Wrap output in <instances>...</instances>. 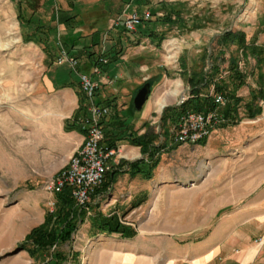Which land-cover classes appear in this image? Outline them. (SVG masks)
Listing matches in <instances>:
<instances>
[{"label": "crops", "instance_id": "0c3cea01", "mask_svg": "<svg viewBox=\"0 0 264 264\" xmlns=\"http://www.w3.org/2000/svg\"><path fill=\"white\" fill-rule=\"evenodd\" d=\"M161 1L174 3L170 0H46L44 8L39 9L32 17L33 23H39L41 26L38 34L42 38H47L49 43L53 44L57 32H61L66 49L78 60L77 72L87 74L98 84L95 102L98 105H105L103 102L109 101L107 104L109 115L103 119V126L114 121L110 118V113L116 111L124 121L125 127L127 125L134 131L139 129L138 134L143 133L144 128L140 129V126L133 128V125L126 121V111L132 115L131 99L134 98L131 94L140 87V84H137L138 75L135 69L137 65L131 55L127 57L129 66L126 65V47H131L138 41L150 42V39L146 36L144 28H139L129 35L122 26L113 27V23L123 14L141 13L146 10L151 12ZM16 3L18 6V0ZM57 13L59 20H56ZM54 24L57 25L56 32L49 31V26ZM19 26L22 39L34 31V25ZM102 26L109 30L107 37L110 36L113 42L110 47L105 46L97 50L92 45L98 41V35L101 36ZM89 38L95 40L90 42ZM27 43L40 47L43 54L42 62L47 70L32 88L37 98L33 99L34 103L28 109L27 125L24 129L26 140L19 142V146L26 150L10 156L25 155L27 165L33 170L32 177L46 178L48 181L66 165L82 144L84 134L79 124L81 118L88 115L87 101L84 99L86 110H79L83 94L76 72L67 67L62 73H52L51 68L56 64L46 56L43 46ZM90 52H94L95 55L89 57ZM103 53L109 57L108 63L95 65V59ZM95 66L99 67V74H93ZM160 73L161 70L152 74L148 80L157 84L163 82L166 71L164 74ZM185 90L187 92L184 95L188 97L190 89L187 83ZM144 107L145 105L142 112L146 110ZM78 112L79 115L75 118ZM66 122L74 123L77 128L65 130ZM219 130L214 129L212 132L216 133ZM209 140L210 137L204 143L194 145H178L172 139L159 144L155 142V147L161 145L165 151H160V155L156 154L155 158L158 157L159 160L150 180H145L140 175H131L130 172H126L127 168L113 176H107L105 182L108 183V187L90 196V212L88 216L86 214L81 224L82 237L90 229L93 231L91 221L98 214L116 217L120 223L126 225V212L157 215L168 205L173 211L192 212L196 202L194 196L196 189L191 183L196 178L200 180L203 178V164H199L197 174L193 175L189 166L190 158L187 156L184 157L187 160L186 166L177 167L176 170L172 166L171 172H168L163 164L161 165L160 158L161 155L170 153L202 154L201 149L207 147ZM118 144L116 159L132 163L143 158L144 162L148 163L147 157L141 154L139 147L126 142ZM174 145H177L175 149L166 152ZM211 154L213 151L209 148L204 153L207 157ZM112 160L110 159L109 163L114 166ZM213 202L216 203L215 200L207 198L201 204L206 206L209 212ZM214 210L218 212L220 209L215 205ZM230 211L216 221L213 220L216 215L212 217L208 214L202 219L201 224H195L193 215L190 218L186 216V219L184 216L177 217L171 223H164L159 226L160 229L149 233L141 230L143 228L141 224L156 225V220L146 219L140 222L137 220L134 223L140 230L132 237L120 234L94 236L93 233L91 256L97 260L106 257L105 264H264V208L256 205L253 209L237 208ZM130 225L134 227L133 224ZM259 239H262V243L257 242Z\"/></svg>", "mask_w": 264, "mask_h": 264}, {"label": "rangeland", "instance_id": "374dc122", "mask_svg": "<svg viewBox=\"0 0 264 264\" xmlns=\"http://www.w3.org/2000/svg\"><path fill=\"white\" fill-rule=\"evenodd\" d=\"M170 1L182 4L183 20L178 26H156L155 30L159 35L165 33L160 46L157 48L152 42L138 41L137 44L126 47V65L129 62L127 57L131 55L137 65V84L140 86L152 74L160 70L164 74L166 71L163 82L154 83L151 88L150 100L144 107L146 110L135 112L131 99L132 115L126 111L127 123L133 125V128H144L143 133L157 135L158 144L164 141V128L160 124L163 110L178 104L187 92L182 63H185L189 72L207 70L210 63L208 56L212 52L217 54L216 39L225 31H243L248 42L255 40L257 45H264V33L257 32L258 19L264 15V0ZM141 27L146 31L144 24L136 30ZM20 30L16 0H0V264H43V256L32 258L27 250L21 248V244L25 242L26 235L45 220L50 195L42 190V186L47 179L32 177L33 170L27 165L25 155L11 157L10 154L16 155L26 150L19 146V142L26 140L24 129L28 109L34 103L33 99L37 98L32 88L42 78L47 67L42 62L40 47L23 41ZM108 33L106 27H100L101 36L98 35V41L94 45L97 50L110 47L113 41L110 36L107 37ZM94 40L95 38L90 42ZM235 50L234 46L229 47L224 58L227 60L231 54L235 55ZM227 65V61L221 64L223 77L227 75ZM67 67L66 64L54 65L52 73H62ZM239 68L247 78L246 86L240 88L237 95L247 102L250 92L257 89L258 82H261L264 89V64L259 69L255 61L249 58L247 63L241 62ZM136 93L137 91L131 94L132 98ZM163 99L166 100V107L160 109L159 103ZM259 105L262 113L255 119L243 118L236 127L212 132L209 144L201 149L202 154L161 155L160 163L168 172H171L172 166L175 170L186 166L187 160L184 157L187 156L190 158L189 166L193 175L197 174L199 164H203V178H196L191 183L196 189L194 210L189 213L173 211L168 205L157 215L126 212V225L121 224L133 232L132 236L140 230L134 223L137 220H156V225L141 224V230L149 233L181 216L186 219V216L190 218L193 215L195 224H201L208 214L212 217L216 215L213 219L216 221L237 208L253 209L256 205L264 208V102H259ZM239 116L243 117L242 109ZM208 148L213 151L210 157L204 155ZM13 161L15 162L11 163ZM207 198L216 201L212 203L213 208L209 212L201 204ZM215 205L220 209L218 212L214 210ZM89 212L86 210L82 215L71 241L59 248L68 255L67 262L63 264L106 263V257L97 260L91 256V236L94 231L90 229L83 234L84 237L81 235L82 221Z\"/></svg>", "mask_w": 264, "mask_h": 264}, {"label": "trees", "instance_id": "16d2710c", "mask_svg": "<svg viewBox=\"0 0 264 264\" xmlns=\"http://www.w3.org/2000/svg\"><path fill=\"white\" fill-rule=\"evenodd\" d=\"M45 2L46 0H18V22L21 26L24 25L26 27L34 25V31L26 34L23 40L25 42L42 45L46 56L54 62L58 54L55 41L51 44L47 38H42L38 34L41 26H39V23L36 24L32 21V17L37 11L44 8ZM181 7L182 4L180 3H169L167 1H161L157 4V7L150 12L151 19L144 23L146 36L150 39V42L159 47L165 37V33L158 34L155 30L156 26L173 27L182 22ZM56 12H58V9ZM56 17V20H59L58 13ZM257 26V32L264 33V15L258 19ZM56 27V24L50 25L48 30L56 32ZM62 44L66 49L63 40ZM215 45L218 48V52L216 55L213 52L209 54L208 58L210 63L207 70L189 72L185 63H182L185 81L190 89L189 95L183 103L177 106L167 107L163 110L160 117V124L164 128V140H170L172 138L171 128L176 126L179 118L187 113H216L218 122L214 129L235 127L243 118L253 120L261 115L262 108L259 102H264V89L261 82H258L256 90L250 92V99L247 102H244V99L237 95V91L246 86L247 78L246 74L239 68V64L241 62L247 63L248 59L252 58L257 68L260 69L264 64V45H257L255 40L248 42L246 40V34L243 31H225L217 37ZM231 46L236 48V54H231L226 60L224 53ZM66 51L70 54V51L67 49ZM88 55L91 57L95 53L90 52ZM102 58L106 59V64L108 63L109 57L103 53L97 56L95 65H102L99 61ZM225 61L228 64L226 70L227 75L223 77L220 67ZM259 77L262 78L261 75ZM145 83H150L151 88L154 85L150 80H147ZM216 95L222 96L224 99L223 105L215 102ZM84 99L85 97L83 95L81 99L82 106L79 110H86ZM103 103L105 106H108L109 101H104ZM241 109L243 110V117L239 116ZM78 115L79 112L76 113L75 118ZM86 118L87 115H84L81 120ZM110 118L114 121L108 123L106 126H103L104 121H101L103 147L108 150H117L119 142H126V144L131 146L139 147L141 154L147 157L146 160L148 163L144 162L143 158L132 163L120 160L117 165L112 166L106 173L105 180L107 176H113L115 173L124 171L126 168V172H130L131 175H140L145 180H150L152 178V172L156 168L159 160L158 157L155 158L156 154L160 155V151H165L164 147H160L161 145L159 147H155L154 145L158 136L152 135L150 132L138 135V131L129 129L127 125L125 127L124 121L121 120L116 111L110 113ZM76 128L74 123L69 122H66L64 126L65 130H73ZM204 142L205 140H202L198 143L202 144ZM176 147L177 145H174L167 149L166 152H170ZM105 180L93 194L108 187V183ZM86 210H89V203L84 207L76 205L71 195V189L65 186L60 193L54 195L53 210H48L45 214L44 222L40 226L33 228L26 235L25 242L21 244V248L27 250L32 258H42L43 256V264H63L67 262L68 255L61 252L59 248L71 241L72 235L77 230L82 220L81 217L86 213ZM92 230L94 231V235L120 234L124 237H132L133 235V232L128 231L119 222L118 218L112 216L105 217L100 214L94 216L92 219ZM44 254L46 255L45 257Z\"/></svg>", "mask_w": 264, "mask_h": 264}, {"label": "built area", "instance_id": "2783aa9c", "mask_svg": "<svg viewBox=\"0 0 264 264\" xmlns=\"http://www.w3.org/2000/svg\"><path fill=\"white\" fill-rule=\"evenodd\" d=\"M151 19L150 11L131 12L119 16L113 23V27L122 26L129 33ZM57 47V57L54 63L58 66L66 64L72 71L76 72L80 91L87 101V118L80 121L84 134L82 144L71 156L66 165L60 169L56 175L43 184V190L50 195L47 203L49 211L54 207V195L60 193L67 186L71 189V195L78 206L84 207L90 201V196L99 188L105 180L106 173L112 167L109 163L113 159V164L120 161L116 159L117 150L106 149L102 145L103 130L101 121L109 115V107L98 105L95 102V95L98 84L90 76L77 72L78 60L71 56L62 44L60 31L55 38ZM102 65L106 64V59L99 60ZM93 74H99V67L95 66ZM187 97H182L179 104L183 103ZM215 102L223 105L222 96L216 95ZM216 113H187L182 115L176 126L171 128L172 140L178 144H197L206 140L217 123ZM262 243V239L257 241Z\"/></svg>", "mask_w": 264, "mask_h": 264}, {"label": "water", "instance_id": "95a60500", "mask_svg": "<svg viewBox=\"0 0 264 264\" xmlns=\"http://www.w3.org/2000/svg\"><path fill=\"white\" fill-rule=\"evenodd\" d=\"M151 89L150 84L145 83L142 87H140L133 99V107L135 111L140 112L145 105V103L149 99Z\"/></svg>", "mask_w": 264, "mask_h": 264}, {"label": "bare ground", "instance_id": "6f19581e", "mask_svg": "<svg viewBox=\"0 0 264 264\" xmlns=\"http://www.w3.org/2000/svg\"><path fill=\"white\" fill-rule=\"evenodd\" d=\"M166 105V100H163L160 102V108L164 107ZM163 109V108H162Z\"/></svg>", "mask_w": 264, "mask_h": 264}]
</instances>
